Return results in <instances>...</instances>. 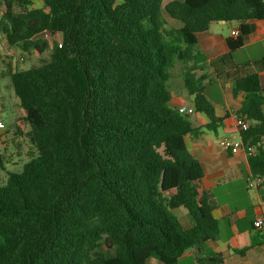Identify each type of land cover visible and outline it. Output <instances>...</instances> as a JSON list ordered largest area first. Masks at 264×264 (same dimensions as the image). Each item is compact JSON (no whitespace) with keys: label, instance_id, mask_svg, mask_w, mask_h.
<instances>
[{"label":"trees","instance_id":"1","mask_svg":"<svg viewBox=\"0 0 264 264\" xmlns=\"http://www.w3.org/2000/svg\"><path fill=\"white\" fill-rule=\"evenodd\" d=\"M0 14L11 48L51 50L38 66L0 74L24 113L13 125L15 154L0 146V264H177L189 250H200V264H225L204 254L219 239V205L186 137L225 127L231 114L218 116L207 97L206 67L233 64L250 22L264 20V0H4ZM221 21L238 35L209 63L198 35ZM177 67L203 127L170 106ZM237 70L234 115L248 123L238 137L255 150L250 175L264 197V55ZM21 138L33 152L15 162Z\"/></svg>","mask_w":264,"mask_h":264},{"label":"crops","instance_id":"2","mask_svg":"<svg viewBox=\"0 0 264 264\" xmlns=\"http://www.w3.org/2000/svg\"><path fill=\"white\" fill-rule=\"evenodd\" d=\"M228 25L226 22H214L208 31L198 35L199 47L207 56L209 63L230 53L227 46V39L233 36L232 31L237 30L235 29L236 25H232L231 27L229 26L231 29L228 32ZM250 26L252 32L245 39L244 45L233 53V64L231 66L217 65L215 67H206L210 76V81L206 88L207 97L210 99V95H214L218 98L216 102L210 99L216 106L218 116L224 117L227 111L231 114L225 123V127L219 130H222L226 134L225 137L238 138L234 111L240 107V101L235 100L232 96L235 78L242 74L238 72L237 66L253 64L259 61L264 55V20L251 21ZM254 48L258 49L256 55L251 56L249 54L247 56V51ZM243 53H245V57H241ZM260 76L262 85H264V72H261ZM180 81L183 84L182 79ZM222 97L227 101H220ZM229 97L230 100L228 101ZM186 99L191 102L183 86L181 91L173 92L172 94L171 103L173 108L179 109L182 106L193 108V103L191 102L189 105ZM11 101L14 109L12 111H10L11 108L7 104L1 103L0 120H2L1 114L3 112H12L14 122L17 118L24 115L18 105V100L17 104L15 100ZM192 119L195 127H203L208 123L207 118L203 114L194 113ZM2 121L6 128L0 130V142L6 143L5 147H8L11 152L10 145L12 137L10 133H13L14 127L11 129L8 128L6 122L4 120ZM219 131L215 133L205 130L198 137H186L189 152L201 162L204 168L202 188L205 191L213 193L219 205L213 211V216L220 222L219 239L210 243L204 254H208L211 251L221 254L226 259L225 264H264V229H257L254 226V222L258 218L264 219V197L260 191L256 196H251L249 193H246L242 180L247 182V178L250 175L248 158L243 154L234 155L224 150L220 146V140L224 138V135L220 136ZM214 134L218 136V140L213 137ZM4 175L6 176L5 172ZM2 179L4 178L0 177V180ZM236 181H240L241 186L236 189L233 187L228 188L227 194L231 196L239 191L244 195L243 200L247 202L246 204L237 203L233 198L230 201H226L222 197L224 194L220 190V186L223 184L229 186ZM257 189L259 190V188ZM179 211L180 215L178 218L182 225L185 228H192L195 225V221L191 214L184 208L176 210V212ZM253 242L256 243L255 247L248 251L245 256H240L235 253L236 250L250 247ZM199 252L200 250L187 251L177 264H200ZM147 264L163 263L155 258H151Z\"/></svg>","mask_w":264,"mask_h":264},{"label":"rangeland","instance_id":"3","mask_svg":"<svg viewBox=\"0 0 264 264\" xmlns=\"http://www.w3.org/2000/svg\"><path fill=\"white\" fill-rule=\"evenodd\" d=\"M3 1L4 0H0V10H1V5H2ZM41 5H42L41 2L35 3V6H37V7H40ZM0 19H1V14H0ZM229 26L231 27L232 25H230V24L228 25V27H227L228 32L231 29ZM256 52H258L257 48L250 49L247 51V56L249 54L251 56L256 55ZM50 54H51V50L47 51L43 55H40L35 50H32L30 52H23L21 49L11 48L7 44L5 37L3 35H0V74H1V72L6 71L9 68V65H11L12 68L23 69V70L30 69L34 66H38V65L42 64V62L44 60H48L50 57ZM241 57H245V53L241 54ZM22 58H24V61H22ZM175 76L176 77L172 80L171 85H170V91L172 92V94H173V92L181 91V88L183 87V84L179 78V67H177V69L175 70ZM0 83H1L0 84V90H1L0 91V105H1V103H5L11 108L10 111H12L14 109H13L11 100H15V103L17 104V98L15 96L13 87L11 86L8 78H0ZM210 99L214 102L218 101V98L215 97L214 95H212V96L210 95ZM186 100L188 101V99H186ZM222 100L227 101L223 97L220 99V101H222ZM229 100H230V97L228 98V101ZM190 103L191 102L188 101L189 105H190ZM170 106L173 107L172 103L170 104ZM189 117H190V120L192 121L193 120L192 118L194 117V113H191L189 115ZM1 118H2V120H4L6 122L8 128H10V129L13 128L14 116L12 115V112H3L1 114ZM10 134H11L10 136L13 138V133H10ZM219 134H220V136L224 135V137L226 135L222 130L219 131ZM213 137L216 140L219 139L218 136L215 134L213 135ZM19 142L21 144L20 145L21 149L19 150V152L21 153V157L18 158L15 155V157L13 159L15 162H18L20 159L23 161L28 160L31 157V153L33 152V148H32L28 139L21 138V139H19ZM5 145H6V143L0 142V146L5 147ZM10 150L14 154L17 151L15 145H13L12 143L10 145ZM9 168H13V166L9 165ZM0 177H3L4 179L6 177L4 175V172L1 170H0ZM242 182L244 183L246 193H249L251 196H256L259 194V190L257 188H249L248 183L246 181L242 180ZM240 186H241L240 181H236L229 186L225 185V184L221 185L220 190L224 194V196H222V197L226 201L227 200L230 201L231 198H233V199H235V201L237 203L246 204L247 202L245 200H243L244 195L242 193H240L239 191L236 192L235 194L231 195V196L227 194L228 188L233 187L236 189V188H239ZM181 212H183V211H181ZM174 213L177 217L180 215V211L179 212L175 211ZM103 250L106 251L105 248H103Z\"/></svg>","mask_w":264,"mask_h":264},{"label":"built area","instance_id":"4","mask_svg":"<svg viewBox=\"0 0 264 264\" xmlns=\"http://www.w3.org/2000/svg\"><path fill=\"white\" fill-rule=\"evenodd\" d=\"M233 36H237V31H232ZM48 35H46L47 37ZM22 61H24V58H22ZM181 113L184 114H191L194 113V108H189L186 106H182L179 108ZM236 127L242 130H246L248 128V123L243 118H236L235 119ZM6 128L5 124L2 120H0V130H4ZM220 146L226 150L227 152H230L234 155L243 154L245 156H250L255 154V150L252 147H244L242 144L241 139L238 138H232V137H224L220 140ZM247 183L249 188H259L262 185V179L259 177H253L252 175H249L247 178ZM254 226L257 229H264V219L258 218L254 222Z\"/></svg>","mask_w":264,"mask_h":264},{"label":"water","instance_id":"5","mask_svg":"<svg viewBox=\"0 0 264 264\" xmlns=\"http://www.w3.org/2000/svg\"><path fill=\"white\" fill-rule=\"evenodd\" d=\"M222 23H224V21H221Z\"/></svg>","mask_w":264,"mask_h":264}]
</instances>
